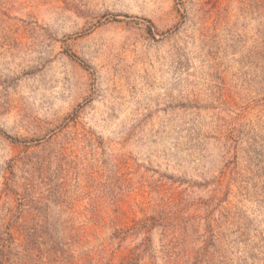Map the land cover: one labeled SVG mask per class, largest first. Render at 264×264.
Here are the masks:
<instances>
[{
	"label": "rangeland",
	"instance_id": "1",
	"mask_svg": "<svg viewBox=\"0 0 264 264\" xmlns=\"http://www.w3.org/2000/svg\"><path fill=\"white\" fill-rule=\"evenodd\" d=\"M0 264H264V0H0Z\"/></svg>",
	"mask_w": 264,
	"mask_h": 264
}]
</instances>
